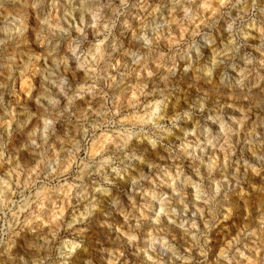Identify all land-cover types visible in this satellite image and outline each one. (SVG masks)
Returning <instances> with one entry per match:
<instances>
[{"label": "clouds", "instance_id": "9594fccd", "mask_svg": "<svg viewBox=\"0 0 264 264\" xmlns=\"http://www.w3.org/2000/svg\"><path fill=\"white\" fill-rule=\"evenodd\" d=\"M0 264H264V0H0Z\"/></svg>", "mask_w": 264, "mask_h": 264}]
</instances>
